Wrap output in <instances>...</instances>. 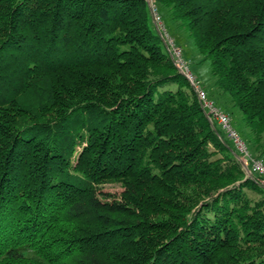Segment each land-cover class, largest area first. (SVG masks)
<instances>
[{
  "label": "trees",
  "instance_id": "trees-1",
  "mask_svg": "<svg viewBox=\"0 0 264 264\" xmlns=\"http://www.w3.org/2000/svg\"><path fill=\"white\" fill-rule=\"evenodd\" d=\"M154 3L264 163V0ZM152 22L148 0H0V264H264V176Z\"/></svg>",
  "mask_w": 264,
  "mask_h": 264
},
{
  "label": "built area",
  "instance_id": "built-area-1",
  "mask_svg": "<svg viewBox=\"0 0 264 264\" xmlns=\"http://www.w3.org/2000/svg\"><path fill=\"white\" fill-rule=\"evenodd\" d=\"M148 2L151 8L154 23L156 24L159 33L164 39L175 66L186 77L193 87L203 109L206 111L208 118L213 122H217L218 125L223 129L228 138L234 143L237 151L243 158L245 165L249 167V163H252L253 169L261 176H264V163L252 156L247 143L241 138L240 134L233 126L231 116L226 113L216 103V101L209 97L208 92L203 87L201 81L191 71L189 61L185 59L182 48L179 47L175 40L169 35L161 15L159 14L158 8L154 3V0H148ZM260 182L262 185H264V179H262Z\"/></svg>",
  "mask_w": 264,
  "mask_h": 264
},
{
  "label": "rangeland",
  "instance_id": "rangeland-1",
  "mask_svg": "<svg viewBox=\"0 0 264 264\" xmlns=\"http://www.w3.org/2000/svg\"><path fill=\"white\" fill-rule=\"evenodd\" d=\"M165 24L168 27V31L170 34L177 39L178 43L181 45L183 48V54L185 55V58L188 59L189 64H190V69L196 74V77L201 81L200 76L206 71L205 68L202 67L207 61H204L202 57L198 54L197 49L193 45L192 41L188 38L187 33L184 30L178 29L173 25V23L170 21L169 18H165ZM153 23V22H152ZM154 25V23H153ZM155 28V26H154ZM156 30V29H155ZM203 87L206 89H211L209 87H212L214 85V79L213 77L211 78L210 81H208L206 84H202ZM214 101L216 100L218 102V99L215 98L213 99ZM229 107V106H228ZM231 119L233 126L237 130H243L244 129V123L242 119V114L238 110L232 111L231 114ZM256 159V155L254 156ZM240 160L244 162L243 158L241 157ZM251 171H247V174L251 176ZM104 192L110 193V194H120L122 192V188L117 185V184H106L103 186Z\"/></svg>",
  "mask_w": 264,
  "mask_h": 264
},
{
  "label": "clouds",
  "instance_id": "clouds-1",
  "mask_svg": "<svg viewBox=\"0 0 264 264\" xmlns=\"http://www.w3.org/2000/svg\"><path fill=\"white\" fill-rule=\"evenodd\" d=\"M202 67L205 68L206 71L200 76V79L202 84H206L212 78L213 68L211 61H207Z\"/></svg>",
  "mask_w": 264,
  "mask_h": 264
},
{
  "label": "water",
  "instance_id": "water-1",
  "mask_svg": "<svg viewBox=\"0 0 264 264\" xmlns=\"http://www.w3.org/2000/svg\"><path fill=\"white\" fill-rule=\"evenodd\" d=\"M242 164L244 165V168H245L247 171H249V168L247 167V165H245L244 162H242ZM250 174H251V173H250Z\"/></svg>",
  "mask_w": 264,
  "mask_h": 264
}]
</instances>
